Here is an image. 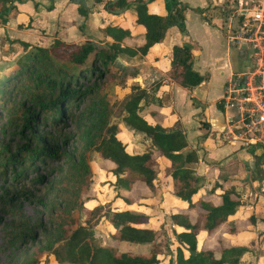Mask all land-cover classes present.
<instances>
[{
	"label": "trees",
	"instance_id": "1",
	"mask_svg": "<svg viewBox=\"0 0 264 264\" xmlns=\"http://www.w3.org/2000/svg\"><path fill=\"white\" fill-rule=\"evenodd\" d=\"M25 1L0 0V24H5L16 3ZM151 1L104 2V9L110 13L133 6V34L127 28L106 25L102 32L110 41L104 46L88 42L66 45L54 40L49 47L25 52L15 58L13 64L3 66L2 69L8 67V70L0 74V132L10 130L22 142L14 146L9 142L0 143L3 181L0 202H9L23 193L6 183L7 168L13 181H23L26 174L37 171L39 166L48 174L53 169L48 168L53 159L67 157L62 144L68 135L61 129L66 126V119L75 118L74 111L86 102L83 111L87 113L89 131L85 148H92L97 158L109 165L103 169L114 178L111 184L114 200L123 205L109 211L110 229L104 234L107 242L100 236L94 238L83 226L70 229L64 217L54 226L38 224L45 239L40 251L25 256L19 264H40L37 256L52 251L62 264H160L159 257L163 254L172 256L167 259L173 264H240L245 249L227 245L226 239L235 236L237 224L242 221L240 216L230 219L243 206L241 184L222 177L198 193V179L190 168L197 161L195 150L188 146L178 120L165 127L139 114V102L147 103L152 97L144 89L132 90L123 104L126 112L123 120L141 135L142 153H129L128 144L117 136L118 124H108L109 106L104 99L103 77L112 74V70L133 76L115 59L147 55L153 45L162 41L168 27L184 31V4L178 0H163L165 14L157 15L148 11ZM78 12L85 17L87 9L79 4ZM19 44L25 51L28 44ZM166 74L187 90L206 78L193 70L189 44L171 48ZM122 81L123 78L119 82ZM16 95L22 96L21 100H15ZM79 161L83 175L87 165L83 157ZM42 180L43 176L36 172L30 181ZM153 202H157L168 217L172 238L163 228L146 227L151 216L143 214L142 210ZM200 233L204 235L198 243ZM21 235V238L33 239L34 231L26 228ZM61 241L59 250L53 249Z\"/></svg>",
	"mask_w": 264,
	"mask_h": 264
},
{
	"label": "crops",
	"instance_id": "2",
	"mask_svg": "<svg viewBox=\"0 0 264 264\" xmlns=\"http://www.w3.org/2000/svg\"><path fill=\"white\" fill-rule=\"evenodd\" d=\"M105 1L93 0L95 3H92L91 0H85V17L78 12L79 4L76 5L71 0H26L16 3L5 24H0V41L24 42L29 45L37 39V35L30 30L41 27L47 15L54 16L56 21L59 19L58 24L63 25L65 22L60 19L71 13L73 20L81 24L80 27L84 30L88 29L93 35L100 34L103 41L98 43L110 41L102 32L106 25H118L129 29L133 34V6L107 13L104 9ZM234 1L178 0L186 6L183 10L184 31H178L175 26L168 27L162 41L153 45L147 55L122 56L115 61L136 74V84L140 85L137 86L138 89H144L152 96L147 103L140 101L143 109L139 114L150 117L165 127L178 120L188 146L197 155V161L190 168L198 179V193L208 189L214 180L222 177L241 184L239 192L243 206L230 219L240 216L242 221L237 224L235 236L226 239V244L245 249L240 257V264H264V139L243 147L242 137L235 132L239 127V120L230 113L229 108L224 110L219 104L225 82L247 68L245 62L249 52L242 44L244 40L238 33L233 34L234 22L224 14V9L236 7ZM148 11L164 15L163 0H152ZM63 30L62 28L61 32ZM39 38L42 43L44 38ZM82 41L97 43L92 38ZM182 44H189L191 47L193 70L206 76L205 80L191 90L174 83L166 74L171 48ZM9 56L10 54L2 55L1 52L0 61ZM130 132L133 133V130L125 135L126 143L130 145L129 153H142L143 145L137 141L129 142L133 137ZM136 136L141 137L140 134ZM143 143L147 144V141L143 140ZM132 149L134 152H131ZM147 208L149 206L142 210L143 214ZM248 217L250 221H247ZM203 235L204 233H200L201 238L197 237L198 243Z\"/></svg>",
	"mask_w": 264,
	"mask_h": 264
},
{
	"label": "rangeland",
	"instance_id": "3",
	"mask_svg": "<svg viewBox=\"0 0 264 264\" xmlns=\"http://www.w3.org/2000/svg\"><path fill=\"white\" fill-rule=\"evenodd\" d=\"M91 1L95 3L93 0ZM234 2L236 7L229 10L224 9V14L226 18L231 17V20H233L234 31L232 32L235 35L238 33L242 37L244 40L242 44L249 52L245 62L247 68L240 70L236 74H244V76L250 78L251 84L258 85L260 82L262 85L259 86H264V0H235ZM150 11L152 10L150 9ZM255 11H260L263 14V18L260 20L252 19V14ZM105 12L108 13L107 10ZM43 21L45 23L42 22L41 27L30 30L31 33L37 35L38 40L34 39L32 41L30 39L32 42L29 43L25 51H22L19 43L1 39L0 54L1 52L2 55L10 54V58H3V61H0V74L8 70V67H6L7 69L2 68L6 64H13L15 57L18 58L25 52L36 51L40 47H49L54 40L71 45L79 44L83 42L82 40L92 38L97 40V45L104 46V43H98L103 41L100 38V34H90L87 31L88 29L84 30L83 27H80L81 24H77L73 20V13L60 19V21L65 22L63 25H59L54 16L47 15ZM62 28L64 29L63 32H61ZM39 37L44 38L42 43H40L42 39L40 40ZM112 71V74L110 73L103 77L105 81L103 87L104 99L109 106L108 124H118L120 132L117 136L121 137L126 143L125 135H128L131 129L123 120L126 115L123 104L134 92L132 90H137L140 85L136 84L138 76L133 72H131L133 76H124L120 70ZM234 76L235 74L231 77L233 78ZM122 78L124 83L119 82ZM131 86L135 87V89H131ZM263 90H261V97L259 98L261 102H264ZM233 96L235 94L231 93V97ZM21 98L22 96H15V100H21ZM222 100H220L219 104L222 109L226 110L227 108L223 106ZM85 106L86 102L74 111L76 116L71 121L66 119V126L61 131L68 135L66 141L62 144L67 157L63 156L53 159L48 164V168H53L48 174L39 166L37 171H31L26 174L23 181L16 182L10 177L11 171L7 168L5 173L6 183L13 184L15 190H22L23 193L14 196L9 202H0V264H19L25 256L32 252H39V247L45 239L41 230L37 228L38 224L44 227L54 226L56 221L62 220L63 217L70 229L83 226L92 232L94 238L100 236L103 241L107 242L104 234L110 229V225L107 222L109 211L114 208H122L123 205L114 200V191L111 185L114 178L110 176L109 172L104 171L109 165L99 160L92 148H85L87 142L85 139H87L89 127L87 113L83 111ZM142 109L143 105L140 102L138 112L141 113ZM228 110L233 115L236 112L233 108ZM238 115L240 116V114ZM239 116L235 118L238 119ZM240 117L244 123H247L248 117L246 119L242 116ZM4 119L5 117H3L2 121ZM238 120L239 127L235 132H244L245 138L261 134L262 137L255 142L263 141L264 129L258 131L249 130L248 132V128L243 126L240 119ZM39 125L41 127V123ZM130 134L133 136L129 141L130 143L141 142L142 137L136 136V132L133 131ZM7 142H9L10 146H14L16 142L21 143L22 140L16 134H11L10 130L5 131V133L0 132V143ZM58 145L59 147L61 146L59 143ZM241 145L249 147L254 144H244L243 139ZM129 148L130 145L128 144V151ZM131 152H134L133 149ZM81 157H83L87 165V171L83 175L81 174V167L78 166ZM57 168L60 169L58 170ZM36 172L43 176V180L31 183L30 180L34 178ZM2 183L3 181L0 178V185ZM215 202H217V199H215ZM132 210L135 211L134 209ZM144 214L151 216V220L146 227L151 229L163 228L167 235L172 238V228L168 217L159 208L157 202L150 203ZM26 228L34 231L33 239L20 237ZM200 238L199 236L198 239ZM62 242L55 244L53 249L59 250ZM37 257L40 264H62L56 259L53 251L41 252ZM168 257L172 258V256L166 254L161 255L159 257L161 259L160 264H173L171 261L169 263Z\"/></svg>",
	"mask_w": 264,
	"mask_h": 264
},
{
	"label": "built area",
	"instance_id": "4",
	"mask_svg": "<svg viewBox=\"0 0 264 264\" xmlns=\"http://www.w3.org/2000/svg\"><path fill=\"white\" fill-rule=\"evenodd\" d=\"M263 18V14L260 11H255L252 14V19L254 20H260ZM225 87L223 90V106L225 108H233L236 110L234 112L235 116L248 117L247 123H244L241 117L239 116L238 119L241 120L243 126L247 127V131L253 130H263L264 129V102H261L259 98L261 97V90H263L264 86L259 84H251L250 78L247 76H244V74H235V76L232 78H229L225 82ZM240 86V87H239ZM264 91V90H263ZM262 91V92H263ZM231 93H234L235 96L231 97ZM264 132V130H263ZM239 136L242 137V140L244 139L245 143H252L257 139H260L262 135H254L253 137L245 138V133L237 132ZM256 134V133H252ZM256 143V142H255Z\"/></svg>",
	"mask_w": 264,
	"mask_h": 264
},
{
	"label": "water",
	"instance_id": "5",
	"mask_svg": "<svg viewBox=\"0 0 264 264\" xmlns=\"http://www.w3.org/2000/svg\"><path fill=\"white\" fill-rule=\"evenodd\" d=\"M71 2L76 4V5L81 4L83 7H86L85 0H71ZM190 253L192 254L193 252L190 251Z\"/></svg>",
	"mask_w": 264,
	"mask_h": 264
}]
</instances>
